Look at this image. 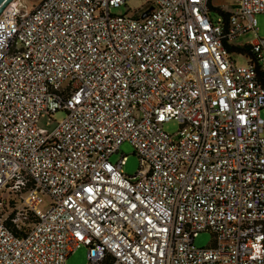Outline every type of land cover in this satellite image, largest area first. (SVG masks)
<instances>
[{
    "label": "built area",
    "instance_id": "1",
    "mask_svg": "<svg viewBox=\"0 0 264 264\" xmlns=\"http://www.w3.org/2000/svg\"><path fill=\"white\" fill-rule=\"evenodd\" d=\"M130 1L0 14V264H264V0Z\"/></svg>",
    "mask_w": 264,
    "mask_h": 264
},
{
    "label": "rangeland",
    "instance_id": "2",
    "mask_svg": "<svg viewBox=\"0 0 264 264\" xmlns=\"http://www.w3.org/2000/svg\"><path fill=\"white\" fill-rule=\"evenodd\" d=\"M19 1L26 3L28 7H32V6L38 5L42 0H19ZM217 1L219 0H216L215 2ZM220 2L223 3L226 6V8L230 7L229 1L220 0ZM144 4H145L144 0H131L125 7H119L117 9H114L112 11V14L113 15H123L126 13V11L128 13V10L129 12H131L135 9H139L142 6H144ZM213 15L214 14L212 13L211 16ZM255 19H256L255 34H246L242 36L238 40V42L248 43L252 41L253 39H255V37L264 38V14H260L256 16ZM235 60L239 64H243L245 62V59L241 57H235ZM64 116L65 115L63 112H58L51 117V120L58 123L64 118ZM260 117L264 119V109L260 111ZM45 121L46 120H43L42 124H44ZM162 129L164 133L170 136H174L176 132L179 130V125L176 121H170V122L165 123ZM121 154L126 156V163L122 167L123 174L127 176H133L138 170L139 161H138V158L134 155L133 148L130 146V144L123 143L119 147V151L110 157V162L116 163L119 160ZM212 243H213L212 234L209 232H202L194 239L193 245L196 248H204L207 246H211ZM88 261H89L88 250L86 247L81 246L79 249L74 251L67 258L65 264H88Z\"/></svg>",
    "mask_w": 264,
    "mask_h": 264
},
{
    "label": "trees",
    "instance_id": "3",
    "mask_svg": "<svg viewBox=\"0 0 264 264\" xmlns=\"http://www.w3.org/2000/svg\"><path fill=\"white\" fill-rule=\"evenodd\" d=\"M223 15H227V13H223ZM228 49V53L229 54H244L245 56H247L249 58V60H251V62L254 63V58L252 57V55L248 52V47H233V46H229L227 47ZM256 70H257V75L260 78V82L264 88V72L262 69H260L258 66H256Z\"/></svg>",
    "mask_w": 264,
    "mask_h": 264
},
{
    "label": "water",
    "instance_id": "4",
    "mask_svg": "<svg viewBox=\"0 0 264 264\" xmlns=\"http://www.w3.org/2000/svg\"><path fill=\"white\" fill-rule=\"evenodd\" d=\"M13 0H0V14L4 11V9L12 2ZM146 14H143L141 18H144Z\"/></svg>",
    "mask_w": 264,
    "mask_h": 264
}]
</instances>
